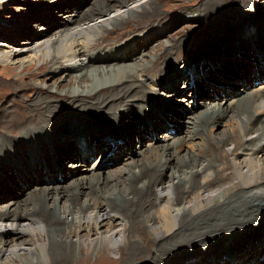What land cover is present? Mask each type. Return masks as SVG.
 Masks as SVG:
<instances>
[{
	"label": "bare ground",
	"instance_id": "1",
	"mask_svg": "<svg viewBox=\"0 0 264 264\" xmlns=\"http://www.w3.org/2000/svg\"><path fill=\"white\" fill-rule=\"evenodd\" d=\"M75 1H62L77 12L71 26L65 29H61L67 25L62 19L67 16L60 18L50 10L56 7L38 12L35 19L42 21L45 17L49 25L41 28L44 33L31 35L29 47L21 50L30 52L28 61L20 58V53H12L5 63L15 65L19 60L21 74L33 72L18 82L19 87L27 88L21 91L30 92L19 100L21 105H28V110L34 107V116L41 121L56 119L60 110L58 115L66 119L72 106L79 105L95 115L112 113L107 120L96 118L93 123L70 128L40 126L22 132L14 140L0 138V264H89L92 257L97 262L107 260L108 264H139L146 259L155 262L157 258H165L162 264L264 261V236L245 242L239 250L217 249L226 236L233 241L242 230L253 228L250 226L264 218V63L256 59L257 52L264 56V12L239 24L235 19L237 25L225 24L213 21L211 10L216 6L208 4L203 21L207 20V29H215V33L198 35L202 40L192 59H181L184 63L179 62L177 67L174 61L170 65L166 61L159 79H151L145 73L155 63L178 53L172 49L176 39L170 27L180 20L167 21L168 32L151 27L139 35L142 40H129L131 51L127 46L119 54L122 48L98 44L109 33L127 28L141 16H145L141 23H146L150 15H158L162 8L156 6L157 0L134 8L130 4L135 0H93L86 10L76 9ZM111 10L118 14L107 17ZM138 13L141 16L136 19ZM2 29L0 24V32ZM170 33L172 43L164 41ZM209 37H222L221 45L205 44L201 50ZM142 43L147 44V49L151 46L144 56L138 52ZM138 55L136 64H123L122 59L126 62ZM85 56L89 61L72 65ZM5 59L0 55V63ZM237 61L241 64L236 65ZM58 68L65 75L51 87L46 82L50 77L43 75ZM142 77L149 78L150 85ZM26 79L33 85L25 83ZM138 80L142 87L134 83ZM158 81L171 92L166 100L148 92V86L154 91L159 89ZM181 82L187 92L184 96L188 99L192 94L194 106L189 102L193 109L205 110L191 116L182 108L181 103L187 99H175L174 92ZM233 83L237 90L230 93L228 86ZM237 96L240 98L223 108L225 99ZM233 104L235 110L231 108ZM72 110L70 114L78 118L79 113ZM26 116L30 117L28 111ZM6 122L12 123L10 119ZM182 122L188 134L173 138ZM214 123L215 127L229 123V127L222 132L211 131L210 124ZM194 138H200L199 142L192 140L190 147L185 145ZM137 140L143 146L139 153L143 161L138 159ZM160 140L165 142L158 143ZM182 145L186 150L183 155L177 150ZM136 155L139 157L134 159ZM122 157L123 163L108 168ZM99 159L95 172L63 186L70 174L74 177L84 170L91 171V166L86 169V165ZM169 169L170 179L165 181L163 174ZM4 172L6 178L2 176ZM219 178L228 181L219 183ZM18 181L27 183L26 188ZM111 212L114 214L110 217ZM12 216L20 217V221L14 223L17 220ZM10 228L14 238L4 240ZM82 229L88 232L81 234ZM92 230L98 234L95 239L89 237ZM202 242L207 252L193 253L192 259L184 260L185 253L202 246ZM182 245L187 248L172 253ZM112 254L116 256L111 258Z\"/></svg>",
	"mask_w": 264,
	"mask_h": 264
},
{
	"label": "rangeland",
	"instance_id": "2",
	"mask_svg": "<svg viewBox=\"0 0 264 264\" xmlns=\"http://www.w3.org/2000/svg\"><path fill=\"white\" fill-rule=\"evenodd\" d=\"M64 0H0V24L3 26L2 31L0 32V55H2V58H6L4 60V62L0 63V138L4 139L9 137L10 139L14 140L17 138V136H20L22 134V132L29 130V129H36L38 127H48V125H50L51 127H55L56 124L58 125V127L60 128H70L72 125H76V126H80L82 124H86L87 122H95L93 120L97 119H102V120H107L110 118V115L112 112L108 111L107 112V116L100 114V115H95L94 112L92 110H90L89 108H84L82 106H75L73 108V110H75V113L78 114L79 113V117H74L72 114H70L71 110H69V113L67 115L66 119H62V117L60 115H58V113L62 110H60L58 113H56L57 118H49L46 122L41 121L39 119H37L34 115L37 114L36 110L34 109V107L28 110V105L23 104V102H20L19 97H21L22 99L24 97H28V94L30 93L29 90L26 91H21V89H27L24 86H20L18 84V82H20L21 77L24 78L25 76L29 77V74H26L25 72H23L22 74L20 73V64L21 62H19V60L17 62H15V65H6V61L8 59V56L11 55L12 53H20L19 56H21L20 58H22L23 60H27L28 57L30 56V52H27L25 50L21 51L22 49H25L26 47H29V39L32 37L31 35H40L42 33H44L43 30H41L42 27L47 28V25H49L48 21H46L47 19L45 17L42 18V21L40 19H35V17L38 16V12H42L45 10H48V7L50 8H54L55 9H50L53 11L57 12V15H61L60 18L66 17L64 19H62L64 25L61 29H65L64 27H70L71 23L70 21L72 19L75 18L74 13H77L76 10L74 9V7H71L70 9L68 5H66L64 2H62ZM149 0H135L130 4V7H136L139 4L148 2ZM207 2V0H157L156 2V6L161 7L162 9L160 10L159 14H154V15H150L151 20H149L146 23H141L142 19L145 16H141L140 13H138L135 17L136 19L138 17H140V19L138 21H133L127 28L125 29H118L115 30V32H111L109 33V37L100 42L98 45L101 46H109V47H113V48H122L119 49L121 51H119V54H121L123 48L125 49V47H127L128 45H130L129 40H131L132 38L134 39H138V40H142V37H139V35H142L146 30L150 29L151 27H154L156 29H160V30H169V26L170 24H168L169 20H174L175 19H179L180 23H176L173 24V26L170 27L171 29V33L175 34L172 35L171 33L164 38V41L168 42L170 41L172 43V39L170 38V35H172L174 37V39H176V45L177 43H179L180 45L177 47L175 44L172 45V49L173 50H177L178 53L169 56V58H167L168 60H166L165 58V54L162 55V57L164 56L165 58H163V60L158 61L157 63H155L153 68H150L146 74V77H149L152 79V77H154L155 79H159V75H162L160 72L163 63L167 61V65H170L173 61L176 67L179 65V62H182L181 59H192V56L194 54L197 53L198 50V43L200 40L198 35H208L210 33H215V29H207L208 25L210 23H208V21H203V14H205L207 16V14L204 12V10H206V8L209 9L208 4L211 6L213 3V6H216V8L214 10H211V12L213 13V21H225V24H229V22H234L235 25L236 22L234 21L235 19H237V23L239 24L243 19L245 18H256L258 16V14L263 11L264 12V0H213L211 3ZM215 1V2H214ZM221 1V2H220ZM93 2V0H76V9L79 8L81 10H86L91 6V3ZM111 3H114L113 0H110ZM61 5V6H60ZM204 7V9H203ZM206 7V8H205ZM263 8V9H262ZM117 10H119V8H117ZM260 11V12H259ZM162 12V13H161ZM118 14V12L116 13L115 10H111L109 12V15L107 17H112L114 15ZM193 14V15H192ZM264 14V13H263ZM74 15V16H71ZM254 15V16H253ZM211 16V15H210ZM41 21V24H38ZM10 24V25H9ZM13 24V25H11ZM51 24V23H50ZM34 26V27H32ZM61 26V25H60ZM206 28V29H205ZM56 28H54L53 30H55ZM225 30V29H223ZM217 32V31H216ZM34 33V34H33ZM197 37V39H196ZM212 39V40H211ZM222 37L220 38H216V37H209L208 39H206L204 41V44L201 45V50L204 49V47L206 46L205 44H208L207 47H219L221 45V40ZM187 41L192 42L193 44L190 43H184ZM211 42H218L217 44H213ZM141 45L143 46V48L141 47ZM140 45V50L138 52H141V55L144 56L145 53H148L147 51L149 50V48H151V46L147 49V44L142 43ZM177 47V48H176ZM98 48V47H97ZM96 49V48H95ZM128 50L131 51L130 47H127ZM152 50V49H151ZM259 55H256V59H258V61H260L261 63H264L263 59L264 56L257 52ZM118 54V53H117ZM118 54V55H119ZM102 56H105L106 54H101ZM158 58H161V56H159V53L157 54ZM247 55V54H246ZM247 57V56H245ZM90 58L85 57H80V60H77L76 62L74 61L72 63V65H78L79 63L83 62V61H89ZM140 57L138 55V57H134L133 60H129V61H124L123 60V64L125 65H130V64H136L139 61ZM149 59V57H148ZM245 59V58H244ZM170 60V61H169ZM28 61V60H27ZM27 61L26 65H27ZM177 62V63H176ZM241 63L239 61L236 62V65H240ZM36 67H34L35 70ZM65 68V67H62ZM178 69V68H177ZM63 70V69H62ZM169 71V70H168ZM167 71V72H168ZM181 72V70L179 71ZM159 73V74H158ZM43 74V72H42ZM64 70L61 71V69L58 68V70H54L53 73H50L49 70H47L46 73H44V76H48L50 77L49 80H47V84H49L51 87L54 86V83L56 80L60 79L62 76H64ZM145 77V76H143ZM141 78L142 81H145L146 83H149L148 85H150L151 80L148 78L147 80H145V78ZM189 75L186 74V78H188ZM63 78V77H62ZM17 80V81H16ZM142 81H135L134 83H136L138 86H140V83L142 84ZM16 82V83H15ZM25 83H29L28 85H31L32 83H30V81L28 79L24 80ZM183 82H181L180 86L182 87V89L180 88V86H178L175 89V99L179 98L180 99H187L184 95L187 94L186 90H184V86L182 84ZM16 84V85H15ZM15 85V86H14ZM33 85V84H32ZM163 82L158 81V88L156 89V91H154L155 89H153L152 86H148V92L150 91V93L154 94L156 97H158V99H165L166 95L170 94L171 92L167 91L168 86H163ZM243 85V83H240V86ZM239 86V87H240ZM258 85H255L254 87H256ZM19 87V88H18ZM142 87V86H140ZM235 87H237V85H235L233 83L232 86H228V91L230 93H235L237 89H235ZM253 87V88H254ZM241 88V87H240ZM53 88H51V91ZM258 89V88H255ZM252 89V90H255ZM62 90V89H60ZM251 88H249V91H252ZM163 92L164 95L162 94ZM244 90L241 91V93H243ZM240 97L243 96L239 95ZM239 96L229 99L227 101V99H225V101H223V108H227L229 107L228 105L235 101L236 99L240 98ZM191 98H188L186 101L182 102V108L186 109L188 112H190L191 116H194L196 114V112L200 111V110H205V108L202 109H193L192 104L195 103L192 99V94L190 96ZM169 99H171V96L168 97ZM230 98V97H229ZM235 99V100H234ZM192 102V104H190V102ZM211 101H216V99H212ZM119 104L122 103L121 100L117 101ZM137 102H140L139 100H137ZM142 103L144 102L141 101ZM230 102V103H229ZM189 103V104H188ZM210 102V105H214V103ZM87 105H89L88 103H86ZM189 105V106H188ZM23 106V107H22ZM149 106V105H147ZM194 106V104H193ZM27 108V110H26ZM231 108H233V110H235V104L231 105ZM65 110V109H63ZM72 110V111H73ZM195 110V111H194ZM25 111V112H24ZM26 111H28L30 113V117H24L26 115ZM74 112V111H73ZM33 113V115H32ZM74 114V115H76ZM122 114V113H120ZM102 115V116H101ZM19 117V118H18ZM44 117V115H43ZM95 117V118H93ZM109 117V118H108ZM10 119L12 123H7L6 120ZM62 119V120H61ZM227 119V118H225ZM102 123V121H100ZM226 124V125H225ZM220 123L218 124V126H214V124H210L209 129L212 131H217V132H222L224 130L227 129V126L229 127V123ZM2 125H4L3 128ZM213 129H212V128ZM49 128V127H48ZM215 128V129H214ZM42 130V129H41ZM187 128H185V125H183V122L181 124H179V127L177 129V131L173 134V138H178L180 136H182L183 134H188L187 132ZM114 132V131H112ZM111 132V133H112ZM106 133V132H105ZM104 133V134H105ZM164 133V132H163ZM170 133H168L169 135ZM158 135H162V134H158ZM255 135V134H254ZM3 136V137H2ZM138 138V136H136V139ZM139 139V138H138ZM200 138H194L189 140L188 142H186V146L190 147V144L199 142ZM194 142H193V141ZM140 140H137L136 143V149L139 153L141 152V150L143 149V146L139 143ZM148 142V141H147ZM164 143V140H160L158 143ZM193 142V143H192ZM188 144V145H187ZM185 145H182L181 147H177V150H181L182 155L185 154ZM229 144V147L232 148L233 145ZM264 145V143H263ZM133 146H135V144H133ZM25 152L27 154H30L29 150L27 147H25ZM169 154H171V151L168 152ZM192 153V152H191ZM194 153V152H193ZM211 152H208V155H212ZM201 154V153H199ZM142 155V154H141ZM141 155H139L137 157H134V159L138 158V159H142L143 161V157H141ZM192 155V154H191ZM176 156V155H175ZM179 156V154H177V156L175 158H177ZM24 159L25 156H22ZM125 157V156H124ZM124 157L120 158L119 160H116L113 164H111L110 166H108V168H111L113 166H117L120 165L121 163H123V159H125ZM74 162L73 163H78V160L76 159H72ZM95 160V158L93 159V161ZM91 161L88 165H86V169H88L91 166V171H83L82 173H77L74 175L70 174L69 177L70 179H68L67 182L64 183L63 186L67 185L69 182L73 181L74 179H76L77 177H80L81 175H86V174H92V172H95V170L97 169V165L100 161L96 160L95 162ZM141 165V164H140ZM71 169H73V166H69ZM133 168V167H132ZM76 170V169H74ZM73 171V170H72ZM230 171V170H229ZM229 173V172H228ZM4 174V175H3ZM165 181H168L170 178L167 177V175L171 174V169L167 170L163 175H165ZM3 178L7 177V172L2 173ZM72 176V177H71ZM18 179V178H17ZM52 179H54V177L52 176ZM228 181V179H220L219 178V183H224L226 184V182ZM20 182V181H18ZM23 188L25 187V184L27 183H19ZM47 185H43L42 187H46ZM207 188H209V190H211L212 186L209 185L207 186ZM5 202V201H4ZM27 207H29V205H27ZM114 211V210H112ZM114 214V212H111L109 215L110 217ZM13 218L16 216H12ZM3 220V218H2ZM13 220H17L14 221V223L20 221V217H16V219ZM257 226V227H256ZM253 227L249 230L248 227L245 228L244 230H242L243 232L241 234H239L233 241L230 240L229 236H226V240L225 238L223 239V241L221 240V245H219L217 247V249L223 250L224 248L227 250H239L243 247L245 242H248L249 240L253 239L254 237H263L264 236V218L262 220H260L259 223H257V225L254 226H250ZM258 228L257 230H254L255 228ZM118 228H122V226H117ZM12 229L10 228V230H8V233H6L3 236L4 240H11L14 238L13 232L11 231ZM103 230H105V228H103ZM93 231V230H92ZM246 231V232H245ZM16 232V230L14 231V233ZM88 232V230L86 229H82L80 230L81 234H86ZM95 231L91 232L90 234V238L92 237L93 239H95L96 236H98V234L94 233ZM26 239H30V238H26ZM230 240V241H229ZM253 241V240H252ZM202 246H198L195 249H193L192 251H189L187 253H185V255L183 256L184 260H188V259H192V254L193 253H202V252H207V248H205V245H203L202 243H199ZM204 246V247H203ZM28 247V246H27ZM187 248V245L180 247V246H176L174 251H172V253H177L178 251H182L185 250ZM111 258H114L116 256V254H112L110 255ZM95 258H91L89 264H108V261L104 260V261H100L97 262L96 260H93ZM176 259V258H175ZM182 259V258H181ZM210 259V258H209ZM157 261L154 262V260H149L146 259L144 261H141V263L139 264H162L164 263V260H159L158 258L156 259ZM160 262V263H159ZM167 262V261H165ZM262 262V263H261ZM259 262V264H264V261ZM123 264V262H120ZM82 264H88V263H83ZM125 264H132V263H128L125 262ZM168 264H171L168 262Z\"/></svg>",
	"mask_w": 264,
	"mask_h": 264
}]
</instances>
